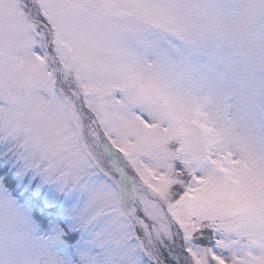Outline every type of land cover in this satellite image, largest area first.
<instances>
[{"label": "snow or ice", "instance_id": "obj_1", "mask_svg": "<svg viewBox=\"0 0 264 264\" xmlns=\"http://www.w3.org/2000/svg\"><path fill=\"white\" fill-rule=\"evenodd\" d=\"M0 264H264V0H0Z\"/></svg>", "mask_w": 264, "mask_h": 264}]
</instances>
